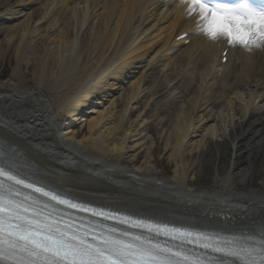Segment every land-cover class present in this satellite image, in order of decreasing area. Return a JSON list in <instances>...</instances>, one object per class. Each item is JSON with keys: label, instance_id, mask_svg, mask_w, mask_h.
<instances>
[{"label": "bare ground", "instance_id": "1", "mask_svg": "<svg viewBox=\"0 0 264 264\" xmlns=\"http://www.w3.org/2000/svg\"><path fill=\"white\" fill-rule=\"evenodd\" d=\"M186 10L180 0H0V80L11 69L0 162L117 212L264 233V50L198 36ZM156 153L174 164L171 179Z\"/></svg>", "mask_w": 264, "mask_h": 264}, {"label": "snow or ice", "instance_id": "2", "mask_svg": "<svg viewBox=\"0 0 264 264\" xmlns=\"http://www.w3.org/2000/svg\"><path fill=\"white\" fill-rule=\"evenodd\" d=\"M180 3L187 6V16H198V34L206 36L210 41L223 39L231 47L240 46L249 51L253 47L264 50V0L259 7L251 3V0H237L236 3H224L222 0H180ZM0 177L16 184L24 183L3 169H0ZM34 191L42 192L39 188H34ZM42 194L49 195L46 192ZM51 199L58 198L52 196ZM18 207L11 202L6 203L0 197V260L5 258L6 252L9 255L20 252L30 257L23 264H164V261L145 259L143 252L133 251L129 246H93L76 236L66 240L63 233L55 237L42 234L31 227L25 228L15 223ZM214 250L225 252L220 247ZM226 254L236 253L229 250ZM133 256L139 259H125ZM13 264L21 262L14 261ZM243 264H264V246L258 252L248 251Z\"/></svg>", "mask_w": 264, "mask_h": 264}, {"label": "rangeland", "instance_id": "3", "mask_svg": "<svg viewBox=\"0 0 264 264\" xmlns=\"http://www.w3.org/2000/svg\"><path fill=\"white\" fill-rule=\"evenodd\" d=\"M11 73V69L8 67V69H6V74H5V78L1 79L0 82H6L8 79H9V75ZM151 78V77H150ZM124 87L127 89L128 85L127 83H121L119 85V87ZM175 86L176 85H172L170 87H168V91H170V96H169V99L171 100L172 98H177L176 96V93H175ZM146 88H148V85H146L143 90H145ZM116 94L118 93H122L121 90H118L117 92H115ZM96 102V101H95ZM94 101L92 102V104H96ZM145 105L146 103H149L150 102V99H146L145 101ZM98 105H95L93 107H97ZM89 108V107H88ZM98 110V108H96ZM92 116H95V115H92ZM83 117V116H81ZM80 117V118H81ZM85 117V116H84ZM149 121H151V119H149ZM61 125H60V129H61V132L63 134H67L69 135L70 133V130H72L73 128L70 126V121L68 119H64V120H61ZM80 121H77L76 124H79ZM75 129V128H74ZM150 137V136H149ZM81 139V138H80ZM165 145V143H164ZM164 145H162L164 147ZM145 152L147 153V150H145ZM130 155H132V153H129V156H128V161L130 158ZM143 155L145 156V153H143ZM141 156L138 160V162L134 165H132V168L134 169H138V168H141L143 167L144 168V164H145V161H146V158L144 156ZM155 159L157 161V170L158 172L161 173L162 177H165V179H171L174 175V164L170 161L169 157L168 156H163L162 154L160 153H156L155 155ZM131 161V160H130ZM129 161V162H130ZM209 181H205L204 183H201V187L205 188L207 187V185H209ZM205 186V187H204Z\"/></svg>", "mask_w": 264, "mask_h": 264}]
</instances>
